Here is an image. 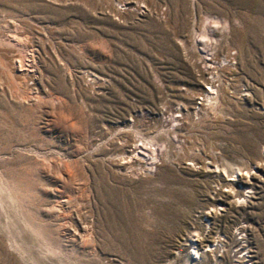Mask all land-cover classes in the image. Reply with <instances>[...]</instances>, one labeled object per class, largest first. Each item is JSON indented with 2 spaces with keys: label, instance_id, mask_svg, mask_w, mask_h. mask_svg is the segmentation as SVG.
<instances>
[{
  "label": "rangeland",
  "instance_id": "374dc122",
  "mask_svg": "<svg viewBox=\"0 0 264 264\" xmlns=\"http://www.w3.org/2000/svg\"><path fill=\"white\" fill-rule=\"evenodd\" d=\"M0 264H264V0H0Z\"/></svg>",
  "mask_w": 264,
  "mask_h": 264
},
{
  "label": "bare ground",
  "instance_id": "6f19581e",
  "mask_svg": "<svg viewBox=\"0 0 264 264\" xmlns=\"http://www.w3.org/2000/svg\"><path fill=\"white\" fill-rule=\"evenodd\" d=\"M200 37H201V36H200ZM224 56H225V55H224ZM224 58H225V57H224ZM215 59H216V58H214V60H215ZM228 59H229V58H228ZM228 59H225V60H228ZM234 59H235V58H233V61H234ZM228 61H229V60H228ZM230 63H232V62H230ZM219 64H220V62H219ZM211 66H212V65H211ZM227 66H228V65H227ZM231 66H232V65H231ZM229 68H230V67H229ZM226 69H227V68H226ZM221 79H222V78H221ZM212 82H213V81H212ZM220 82H221V81H220ZM217 83H219V82H217ZM211 84H212V83H211ZM213 86H214V85H211L210 88L213 89ZM215 86H216V85H215ZM214 89H216V88H214ZM210 91H211V90H210ZM212 92H213V90H212ZM201 93H202V92H201ZM200 95H201V94H200ZM204 95H205V94H204ZM206 95H209V94L207 93ZM210 95H211V94H210ZM215 97H216V96H215ZM215 97H213V100H212V101L217 102V101L214 100ZM200 98H201V97H200ZM202 98H203V97H202ZM210 98H212V97H210ZM203 99H204V98H203ZM210 100H211V99H210ZM134 142H135V141H134ZM134 142H133V143H134ZM136 143H137V142H135V144H136ZM192 143H193V142H192ZM135 144H134V145H135ZM189 144H190V143H189ZM136 146H137V145H136ZM194 146H195V145H194ZM135 148H136V147H135ZM138 148H139V147H138ZM188 148H190V147H188ZM191 149H192V148H191ZM154 151H156V150H154ZM154 151H153V152H154ZM133 152H134V151H133ZM189 160H190V159H189ZM208 166H209V165H208Z\"/></svg>",
  "mask_w": 264,
  "mask_h": 264
}]
</instances>
